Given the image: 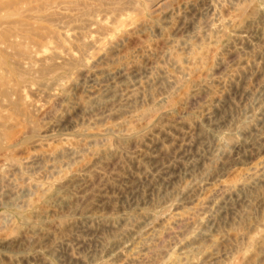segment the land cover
I'll return each instance as SVG.
<instances>
[{"label": "rangeland", "instance_id": "obj_1", "mask_svg": "<svg viewBox=\"0 0 264 264\" xmlns=\"http://www.w3.org/2000/svg\"><path fill=\"white\" fill-rule=\"evenodd\" d=\"M15 1L0 0V264H100L146 214L110 264H264V0Z\"/></svg>", "mask_w": 264, "mask_h": 264}, {"label": "bare ground", "instance_id": "obj_2", "mask_svg": "<svg viewBox=\"0 0 264 264\" xmlns=\"http://www.w3.org/2000/svg\"><path fill=\"white\" fill-rule=\"evenodd\" d=\"M1 1H2V0H1ZM14 1H15V0H14ZM20 1L22 2V1H24V0H20ZM34 1H36V0H34ZM46 1H47V0H46ZM48 1H50V0H48ZM48 1H47V2H48ZM29 2H30V0L28 1V3H29ZM40 2H41V1H39V3H40ZM15 3H17V2L15 1ZM15 3H13V4H15ZM26 3H27V1H26ZM28 3H27V4H28ZM34 3H35V2H34ZM44 3H45V2H44ZM44 3H42V4H44ZM50 3H51V1H50ZM0 4L3 5L2 3H0ZM11 4H12V2H11ZM13 4H12V7L15 6V5H13ZM18 4H19V5H17V4H16V5L19 7V6H21L20 4H23V3H20L19 0H18ZM40 4H41V3H40ZM4 5H8V4L5 3ZM4 5H3V6H4ZM46 5H47V4H46ZM46 5H44V6H45V8L48 9V7H46ZM17 6H16V7H17ZM22 6H23V5H22ZM44 6H43V8H44ZM10 7H11V6H7L5 9H6V10H7V9L10 10V9L12 8V7H11V8H10ZM28 7H29V4H28ZM39 7H40V5H39ZM39 7H33V8L36 9V8H39ZM3 8H4V7H3ZM13 8H14V7H13ZM33 8H31V9H33ZM14 9H15V8H14ZM35 9H34V10H35ZM51 9L54 10L53 7H51ZM0 10H1V8H0ZM16 10H17V9H16ZM41 10H42V9H41ZM52 10L49 9V12H51ZM12 11H14V10H12ZM27 11H28V10H27ZM32 11H33V10H32ZM3 12H4V11H3ZM34 12H35V11H34ZM1 13H2V10H1ZM12 13H14V12H12ZM12 13H11V14H12ZM15 13H16V12H15ZM27 13H30V12H27ZM27 13L25 12V15H26ZM31 13H32V12H31ZM39 13H41L40 10H39ZM39 13H38V14H39ZM54 13H55V12H54ZM7 14H8V12H7ZM19 14H20V13H19ZM33 14H34V13H33ZM35 14L37 15V13H35ZM41 14H42V13H41ZM50 14H51V13H50ZM50 14H49V15H50ZM0 15H1V14H0ZM9 15H10V13H9ZM21 15H23V14H21ZM25 15H23V16H25ZM28 15H29V14H27V16H28ZM31 15H32V14H31ZM42 15H43V14H42ZM51 15H53V13H52ZM7 16H8V15H7ZM4 17H5V16H4ZM28 18H29V17H27L26 20H25V19H24V20H25V21H28L31 17H30L29 19H28ZM37 18H38V17H37ZM40 18H42V17H40ZM16 19H18V18H16ZM19 19H20V18H19ZM19 19H18V20H19ZM21 19L23 20V17H21ZM35 19H36V18H35ZM42 19L44 20V18H42ZM42 19H39V18H38L39 22H41L40 20H42ZM22 20H20V22L23 24V21H22ZM32 20H34V18H31V21H32ZM43 20H42V21H43ZM44 21H46V18H45ZM44 21H43V22H44ZM10 24L13 25L12 23L9 22V25H10ZM15 24H16V22H15ZM15 24H14V25H15ZM32 24H34V23H32ZM41 24H42V23H41ZM2 25H3V24H2ZM6 25L9 26L8 23H7ZM23 25H24V24H23ZM25 25H26V24H25ZM28 25H29V23H28ZM35 25H36V24H35ZM35 25H34V26H35ZM3 26H4V25H3ZM3 26H2V27H3ZM16 26H17V24H16ZM36 26H37V25H36ZM2 27H0V29H1ZM23 27H25V26H23ZM39 27L42 28L41 26H39ZM27 28H28V27H27ZM29 28H30V27H29ZM35 28H36V27H35ZM37 28H38V27H37ZM37 28H36V29H37ZM40 28H38V29L40 30ZM7 30H9V29H7ZM18 30H19V29H18ZM23 30H25V29H23ZM4 31H5V30H4ZM0 32H1V31H0ZM11 32H12V31H11ZM19 32L21 33V31H19ZM31 32H33L32 29H31ZM38 32H40V31H38ZM27 33H28V32H27ZM29 33H30V32H29ZM33 33H37V32H33ZM0 34H1V33H0ZM30 34H31V33H30ZM30 34H29V35H30ZM1 35L3 36V34H1ZM8 35H9V34H8ZM8 35H6L5 37H7ZM10 35H11V34H10ZM21 35H22V34H21ZM27 35H28V34H27ZM31 35H32V34H31ZM38 35H39V34H38ZM2 36H1V37H2ZM12 36H13V34L11 35V37H12ZM14 37H15V35H14ZM15 38H17V36H16ZM20 38H22V37H20ZM33 38H34V37H33ZM2 39H4V38H2ZM9 39H10V38H9ZM237 39H238V40H241V39H243V36L240 34V35H238ZM4 40H5V39H4ZM13 40H14V38H13ZM13 40H11V41H13ZM16 40H17V39H16ZM16 40H14L13 42L15 43ZM18 40H20V39H19V36H18ZM18 40H17V41H18ZM26 40H27V39H26ZM26 40H25V41L22 40V41H23V42H26ZM6 42L9 43L10 41H6ZM14 43H13V44H14ZM20 43H21V42H20ZM20 43H19V44H20ZM30 43H31V42H30ZM1 44H2V43H1ZM1 44H0V45H1ZM15 44H17V43H15ZM19 44H17V45H19ZM22 45H24V44H22ZM28 45H29V44H28ZM93 45H94V44H93ZM86 46H87V45H86ZM86 46H85V47H86ZM0 47H1V46H0ZM3 47H4V46H3ZM3 47H2V48H3ZM13 47H14V46H13ZM13 47H12V48H13ZM22 47H24V46H22ZM30 47H31V46H30ZM7 48H8V47H7ZM14 48H15V47H14ZM14 48H13V49H14ZM17 48H18V47H17ZM27 48H28V47H27ZM9 49H11V48H9ZM18 49H19V48H18ZM28 49H29V48H28ZM11 50H12V49H11ZM7 51H8V50H7ZM14 51H15V50H14ZM23 51H24V50H23ZM3 52H5V55L7 54L5 50L2 51V53H3ZM15 52H18V51H15ZM20 52H21V51H20ZM20 52H18V53H20ZM25 52H28V51H26V48H25ZM18 53H16V54H18ZM28 53H29V55H30V52H28ZM3 54H4V53H3ZM21 54H25V55H26V53H23V52H22ZM67 55H68V53H67ZM70 55H72V54L70 53ZM7 56H8V55H7ZM13 56H15V55L13 54ZM13 56H12V57H13ZM19 56H20V54L18 55V58H22V57H23V55H22V57H19ZM54 56H55V55H54ZM26 57H27V55H26ZM26 57H23V58L25 59ZM49 57H50V56H49ZM58 57H59V56H57V58H54V59H58ZM68 57L70 58V56H67V58H68ZM10 58H11V57H10ZM10 58H9V59H10ZM74 58H75V57H74ZM6 59H7V58H5L4 60H6ZM11 59L14 60V58H11ZM11 59H10V60H11ZM16 59H17V58H16ZM16 59H15V60H16ZM70 59H73V57H71ZM0 60H1V59H0ZM10 60H9V61H10ZM21 60H22V59H21ZM49 60H50V59H48L47 61H49ZM76 60H78V58H77ZM11 61H12V60H11ZM16 61H17V60H16ZM72 61H74V60H72ZM4 62H5V61H4ZM4 62H3V63H4ZM24 62H25V60H24ZM74 62H75V61H74ZM80 62H81V61H80ZM82 62H83V61H82ZM0 63H2V62H0ZM3 63H2V65H3ZM11 63H12V62H11ZM15 63H16V65L19 64L18 62H14V65H15ZM77 63H78V61H77ZM7 64H8V63H7ZM12 64H13V63H12ZM12 64H11V65H12ZM24 64H25V63H24ZM24 64H23V65H24ZM47 64H48V62H47ZM51 64H52V63H51ZM80 64L82 65L83 63H80ZM0 65H1V64H0ZM23 65H20V64H19L18 66H20V67L23 68V67H24ZM56 65H57V64H56ZM4 66H5V65H4ZM8 66H9V64H8ZM83 66L85 67V65H83ZM20 67H19V69H17V71H18V70L21 71V70H20V69H21ZM25 67H26V66H25ZM48 67H50V66H47V68H48ZM51 67H52V66H51ZM51 67H50V68H51ZM10 68H11V67H10ZM10 68H9V69H10ZM14 68H15V67H14ZM26 68H27V67H26ZM45 68H46V67H45ZM50 68H49V69H50ZM54 68H55V65H54ZM3 69H4V68H3ZM24 70H25V69H24ZM5 71H6V72H7V71L9 72L8 69H7V70L4 69V72H5ZM6 72H5V73H6ZM8 72H7V73H8ZM9 73H10V72H9ZM16 74H17V73H16ZM16 74H15V75H16ZM1 75H2V74H1ZM12 75H13V74H12ZM8 76H9V75H8ZM19 76H20V75H19ZM10 82H11V81H10ZM3 83H4V82H3ZM6 83H7V82H5V84H4L5 86H6ZM53 83H54V82H53ZM53 83H51V84H52L51 87L53 86ZM1 84H2V83H1ZM4 85L2 86L3 88H4ZM49 85H50V84H49ZM49 85H48V86H49ZM7 86H12V85H11V84H9V85L7 84ZM14 86H15V85H14ZM5 88H6V87H5ZM47 88H48V87H47ZM49 88H50V87H49ZM49 88H48V89H49ZM0 89H1V87H0ZM7 89H9V87H8ZM10 89H12V88H10ZM13 89H14V88H13ZM53 89H54V88H53ZM1 90H2V89H1ZM51 90H52V88H51ZM51 90H49V91H51ZM3 91H5V90H3ZM11 92H12V91H11ZM1 93H2V91H1ZM4 93H5V92H4ZM4 93H2V95H4ZM9 94H10V92H9ZM12 95H14V94H12ZM5 96L8 97V96H7V93H6V95H4V98H6ZM9 96H10V95H9ZM0 97H2V96L0 95ZM10 97H11V96H10ZM10 97H8V98H9L8 100H10ZM60 98H61V97H60ZM1 103H2V101H1ZM1 105H2V104H1ZM1 105H0V106H1ZM1 107H2L1 110H3V107H4V106H1ZM1 110H0V111H1ZM1 115H2V113L0 114V118H1ZM2 118H4V117H2ZM134 137H135V136H134ZM136 138H137V137H136ZM127 140L129 141V140H134V139H133V137L131 136V137H129ZM125 141H126V140H125ZM259 142H264V134H263L262 136L256 138V139H254V141H252L251 145H254V144L259 143ZM247 146H248V145H247L246 143H238V144L236 145V148H235V149L240 150L241 148H245V147H247ZM156 173H157V172H156ZM96 177H97V176H96ZM1 179H2V178H1ZM60 188H61V187H60ZM84 216L86 217V214H85ZM94 216H95V215H94ZM97 216H98V215H97ZM97 216H95V217H97ZM153 218H154V216H153ZM153 218H152V215H150V214H146L144 217L139 218V219H137V218H135V217H128V218H125V217H124V218L122 219V221H123L124 223H126V225H127V227H128L127 230H126L125 232L122 231L123 233L121 232L120 235H116V236H114V238H113V239H110V241H109V240H108V241L103 240V241H104L103 244L106 243V245H104V246H105V249H104V247L102 246L103 249H104V254H103L101 257H99V259H100V264H110V262H115V263H116V262H118V261L120 262L121 260H124V259H125V254L128 252V249H129L130 244L133 243V242H135V241H137V239H139V237H140V235H141V233H142V230H143V229L146 230V229L149 227V225L152 223L151 220H152ZM98 219H99V220H98ZM115 219H117V218H115ZM91 220H93L92 216H91V217H86V218H84V220H83V222H82V224L84 225L83 227H84V228L87 227V229H88L90 224L93 225V223L91 222ZM95 220H96V221L98 220V222L100 221V223H102V224H104L106 227L110 228V230L112 229V227H113L114 224H115V222H114V220H113L112 218H106V217L104 218V215H102V216H98L97 219L95 218ZM76 222H77V221H76ZM90 222H91V223H90ZM93 222H95V221H93ZM181 222H182V221H181ZM80 223H81V222H80ZM80 223H79V224H80ZM96 223H97V222H96ZM102 224H101V225H102ZM116 224H117V223H116ZM92 225H90V226H92ZM97 225H98V224H97ZM77 226H78V225H77ZM80 226H82V225H80ZM129 226H130V227H129ZM106 227H105V228H106ZM84 228H83V229H84ZM100 228H101V226H100ZM102 228H103V226H102ZM108 228H107V229H108ZM77 229H78V228H77ZM81 229H82V228H81ZM78 230H80V229H78ZM96 230H97V227H96ZM99 230H100V229H99ZM114 230L116 231V229H114ZM145 230H144V231H145ZM97 231H98V230H97ZM144 231H143V232H144ZM89 232H90V231H89ZM98 232H99V231H98ZM113 235H115V234H113ZM95 237H96V236H95ZM97 239H98V238H97ZM108 239H109V238H108ZM103 249H102V250H103ZM101 253H102V252H101ZM37 254H38V253H37ZM38 256H39V254H38ZM211 258H212V257H211ZM40 260H41V259H40ZM42 260H43V259H42ZM43 261H44V260H43ZM43 261H42V262H43ZM121 262L123 263V261H121ZM128 262H129V261H128ZM44 263H45V262H44Z\"/></svg>", "mask_w": 264, "mask_h": 264}]
</instances>
